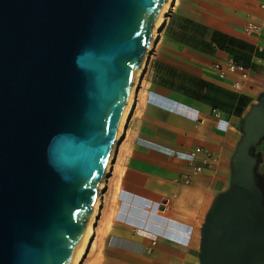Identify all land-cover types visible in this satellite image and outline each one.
<instances>
[{
  "label": "water",
  "instance_id": "1",
  "mask_svg": "<svg viewBox=\"0 0 264 264\" xmlns=\"http://www.w3.org/2000/svg\"><path fill=\"white\" fill-rule=\"evenodd\" d=\"M167 1L0 0V264L74 263ZM263 130L264 100L199 264H264Z\"/></svg>",
  "mask_w": 264,
  "mask_h": 264
},
{
  "label": "crops",
  "instance_id": "2",
  "mask_svg": "<svg viewBox=\"0 0 264 264\" xmlns=\"http://www.w3.org/2000/svg\"><path fill=\"white\" fill-rule=\"evenodd\" d=\"M152 43L100 194L91 264H199L204 223L264 100V0H171ZM231 60L249 75L221 77L216 65ZM259 140L250 151L264 170V130ZM257 182L264 206V172Z\"/></svg>",
  "mask_w": 264,
  "mask_h": 264
},
{
  "label": "rangeland",
  "instance_id": "3",
  "mask_svg": "<svg viewBox=\"0 0 264 264\" xmlns=\"http://www.w3.org/2000/svg\"><path fill=\"white\" fill-rule=\"evenodd\" d=\"M139 83H140V80L138 81V84L136 86V90L134 91V97H135L136 92L138 90ZM134 97H133V99H134ZM133 99H132L131 106L133 104ZM131 109L132 108L130 107L129 115H130V113L132 111ZM129 115H128L127 119L125 120V122L123 123V126H122L123 128H122V130L120 132V135H119V137H118V139H117V141L115 143L116 145H115L112 157H111V164H110V166H109V168L107 170V173H106V175L104 177L105 178L104 186H103V188L101 190V193L104 192L105 185H106V183L109 180V177L111 175V171H112L113 165L115 163V158H116V155H117L118 147H119V145H121L120 143L122 142L123 136H124L126 128H127L126 125H127V122H128ZM263 172H264V170L262 169L261 164L258 165L256 167V174L261 175V174H263ZM100 206L101 205H100V200H99V204L97 205V214H96L94 222L92 224L93 232H92V234H91V236L89 238V241L86 244L87 247L85 248L84 253L82 254V257H81V259L79 261L80 262L79 264H91L93 262L92 259L96 256L98 245L96 243V228L95 227H96V225L98 223V216H99V208H100Z\"/></svg>",
  "mask_w": 264,
  "mask_h": 264
},
{
  "label": "bare ground",
  "instance_id": "4",
  "mask_svg": "<svg viewBox=\"0 0 264 264\" xmlns=\"http://www.w3.org/2000/svg\"><path fill=\"white\" fill-rule=\"evenodd\" d=\"M170 1L171 0H168L167 1V3H166V5H165V7H164V12L160 15V17H159V19H158V21H157V23H156V25H155V30H154V33H153V36H152V38H151V46L153 45V38H154V36H155V34H156V32H157V29L159 28V25L161 24V23H163V20H164V16H165V13H166V11H167V9L169 8V4H170ZM146 62V61H145ZM138 83V82H137ZM136 86L137 85H135V87H134V89H133V91L131 92V97H130V99H129V102H128V106H127V108H126V113H125V115H124V117H123V119H122V121H121V123H120V128H119V134H118V137H119V135H120V132H121V130H122V126H123V123L125 122V120L127 119V117H128V115H129V112H130V107H131V103H132V99H133V97H134V91L136 90ZM99 204V203H98ZM97 204V205H98ZM96 214H97V208H96ZM96 216V215H95ZM95 216H94V218L92 219V221L89 223V225H88V228H89V231H88V233H87V235H86V237L84 238V240L82 241V246H81V248H80V250H79V252H78V254L76 255V258L74 259V263L73 264H79L80 262V259H81V257H82V254L84 253V250H85V248L87 247V242L89 241V238H90V236H91V234H92V232H93V228H92V224H93V222H94V219H95Z\"/></svg>",
  "mask_w": 264,
  "mask_h": 264
},
{
  "label": "built area",
  "instance_id": "5",
  "mask_svg": "<svg viewBox=\"0 0 264 264\" xmlns=\"http://www.w3.org/2000/svg\"><path fill=\"white\" fill-rule=\"evenodd\" d=\"M248 30L252 31V32H260L261 30V27L260 26H257L255 24H251L249 23L248 25ZM216 67L218 68V71H219V75L221 77H226L227 75V72H234V73H240L241 77L244 79V77L246 78L249 74H248V68L244 65H241L239 63H237L236 61L234 60H231L228 65H227V68H222L219 64L216 65ZM221 111H218V115H221ZM202 150L201 147H197L196 150L192 153V155H196V153L200 152ZM202 169V166H198L197 167V170H201Z\"/></svg>",
  "mask_w": 264,
  "mask_h": 264
},
{
  "label": "trees",
  "instance_id": "6",
  "mask_svg": "<svg viewBox=\"0 0 264 264\" xmlns=\"http://www.w3.org/2000/svg\"><path fill=\"white\" fill-rule=\"evenodd\" d=\"M242 65V64H241Z\"/></svg>",
  "mask_w": 264,
  "mask_h": 264
}]
</instances>
